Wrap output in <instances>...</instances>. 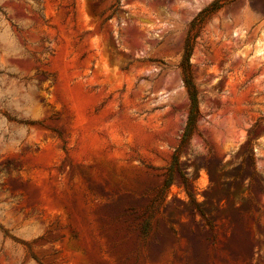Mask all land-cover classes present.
<instances>
[{
    "label": "rangeland",
    "instance_id": "374dc122",
    "mask_svg": "<svg viewBox=\"0 0 264 264\" xmlns=\"http://www.w3.org/2000/svg\"><path fill=\"white\" fill-rule=\"evenodd\" d=\"M114 2L0 0V264H264V0Z\"/></svg>",
    "mask_w": 264,
    "mask_h": 264
},
{
    "label": "trees",
    "instance_id": "16d2710c",
    "mask_svg": "<svg viewBox=\"0 0 264 264\" xmlns=\"http://www.w3.org/2000/svg\"><path fill=\"white\" fill-rule=\"evenodd\" d=\"M119 0L111 5L110 9L115 13L119 7ZM97 3H95L96 6ZM207 8L203 9L196 17L191 21L190 26L187 31L183 46V55L180 62L181 76L183 80L184 87L188 93L190 99V109L188 119L182 134L181 144L178 150L182 149L184 146L190 144L191 139L196 129V120L200 114V97L195 83L194 68L191 62V57L193 54L194 46L196 40L201 32L202 27L207 21L208 15L206 14ZM103 13H101V16ZM112 15L106 17L104 21L109 20Z\"/></svg>",
    "mask_w": 264,
    "mask_h": 264
}]
</instances>
